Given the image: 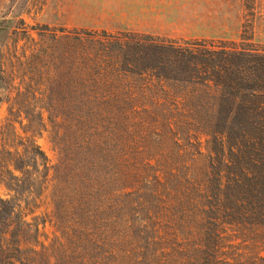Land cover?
Returning a JSON list of instances; mask_svg holds the SVG:
<instances>
[{
    "label": "trees",
    "instance_id": "obj_1",
    "mask_svg": "<svg viewBox=\"0 0 264 264\" xmlns=\"http://www.w3.org/2000/svg\"><path fill=\"white\" fill-rule=\"evenodd\" d=\"M80 32L56 39L57 162L37 140L43 108L3 126L15 144L0 147L1 250L11 235L37 252L12 224L49 191L52 252H71L57 262L264 264V47Z\"/></svg>",
    "mask_w": 264,
    "mask_h": 264
},
{
    "label": "rangeland",
    "instance_id": "obj_2",
    "mask_svg": "<svg viewBox=\"0 0 264 264\" xmlns=\"http://www.w3.org/2000/svg\"><path fill=\"white\" fill-rule=\"evenodd\" d=\"M83 30L137 31L172 39L224 40L262 48L264 0H0V74L4 77L0 88L1 148L5 144V149L14 150L11 146L15 143L3 130L7 117H11L10 110L18 113L43 108L47 131L37 140L50 164L57 162L53 124L48 116L49 111L65 107L54 97V84L57 77L65 74L67 65L62 62L64 44L56 39ZM16 126L22 132L18 121ZM10 194L0 178V196ZM37 202L39 207L25 217V224L18 219L12 224L14 232L20 233L37 252H19L16 237L9 235L5 248H0V264H21L20 256L40 264H63L57 262L59 256L71 253L52 252L54 238L60 232L51 221L49 191Z\"/></svg>",
    "mask_w": 264,
    "mask_h": 264
}]
</instances>
